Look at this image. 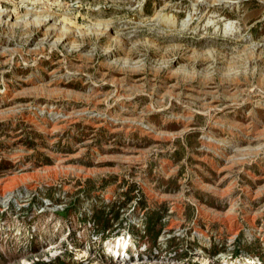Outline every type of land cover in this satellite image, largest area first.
<instances>
[{
	"label": "rangeland",
	"instance_id": "1",
	"mask_svg": "<svg viewBox=\"0 0 264 264\" xmlns=\"http://www.w3.org/2000/svg\"><path fill=\"white\" fill-rule=\"evenodd\" d=\"M59 256L264 264V0H0V264Z\"/></svg>",
	"mask_w": 264,
	"mask_h": 264
},
{
	"label": "trees",
	"instance_id": "2",
	"mask_svg": "<svg viewBox=\"0 0 264 264\" xmlns=\"http://www.w3.org/2000/svg\"><path fill=\"white\" fill-rule=\"evenodd\" d=\"M109 218L107 219H103V220H99L98 222H96V224L98 226H101L103 229H107V227H109L110 223H109ZM158 218L157 219H154V217L152 216L151 219L149 220V232L146 236L149 237V241L151 243V245H155L156 244V241H157V235H158V232H154L156 227H158ZM215 254H217L218 252L215 251L214 252ZM212 253V254H214ZM44 264H89V263H81V262H78L76 260H74L73 258H63L61 256L59 257H56V259L54 260H51L47 263H44Z\"/></svg>",
	"mask_w": 264,
	"mask_h": 264
},
{
	"label": "bare ground",
	"instance_id": "3",
	"mask_svg": "<svg viewBox=\"0 0 264 264\" xmlns=\"http://www.w3.org/2000/svg\"><path fill=\"white\" fill-rule=\"evenodd\" d=\"M118 243H119V241H118ZM127 243H128V241H127ZM120 246V245H119ZM126 246V245H125Z\"/></svg>",
	"mask_w": 264,
	"mask_h": 264
}]
</instances>
